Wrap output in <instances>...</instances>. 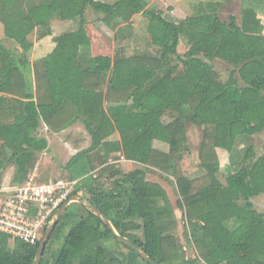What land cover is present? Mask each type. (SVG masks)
I'll return each mask as SVG.
<instances>
[{
  "label": "trees",
  "instance_id": "trees-1",
  "mask_svg": "<svg viewBox=\"0 0 264 264\" xmlns=\"http://www.w3.org/2000/svg\"><path fill=\"white\" fill-rule=\"evenodd\" d=\"M242 2L240 22L205 13L176 24L147 0H0L3 39L13 45L0 42V185L8 166L15 168L13 184H22L33 154L47 149V140L35 136L41 124L60 133L80 122L90 145L63 168L61 180L76 181L68 199L83 193L119 236L157 264H264V214L252 202L264 194V153L255 158L250 144L264 137V35L244 27L245 17L264 13V0ZM87 9L112 31L142 14L157 54L94 55ZM56 18L77 21V29L53 36ZM35 30L37 41L51 38V46L31 63ZM215 61L231 67L225 82ZM167 114L173 119L164 123ZM187 123L203 131L204 175L196 179L181 166ZM219 151L232 163L225 183L216 175ZM120 158L139 166L124 174L109 163ZM145 169L173 178L195 258L184 256L167 192L146 179ZM39 242L0 233V264H34ZM39 264L150 263L89 208L70 203Z\"/></svg>",
  "mask_w": 264,
  "mask_h": 264
},
{
  "label": "rangeland",
  "instance_id": "rangeland-1",
  "mask_svg": "<svg viewBox=\"0 0 264 264\" xmlns=\"http://www.w3.org/2000/svg\"><path fill=\"white\" fill-rule=\"evenodd\" d=\"M101 1L112 2L114 0ZM242 3V0H147L149 7H156L165 19L176 24L181 23L186 18L205 13H218L222 20L227 19L229 15H233L237 19V22H240ZM86 11L88 12L85 14V18L88 20L86 29L90 36L92 53L94 55L108 56L113 59L115 53L120 49L127 57L143 54L155 56L157 54V49L151 45L149 35L147 34L148 19L142 14L133 16L129 26H121L115 31H112L99 21L98 14L93 13L90 9ZM244 20L250 25V27L244 25V27L248 28L249 32H259L264 35V13L258 11L251 17H245ZM77 26V21H61L59 18H56L50 23L53 36L75 31ZM38 30H35L28 38L33 44V49L28 54L31 63L50 51L51 38H45L43 42L37 41L36 35ZM0 42L7 47L13 46L11 42L3 39L1 28ZM184 43V41L181 42L179 48L180 55L185 53ZM213 65L219 80L225 82L231 67L221 61H215ZM34 88H36L35 85ZM172 119L173 117L167 114L162 121L166 123ZM40 131L41 136L48 138L49 145L45 151L33 154L27 166V177L33 178L38 183H46L65 178L64 166L73 155L88 148L90 145V137L80 122H76L66 130L60 132L62 135H58L60 133L53 134L46 126H42ZM185 137L189 150L183 157L181 163L183 173L189 179L200 178L204 175V170L200 167V149L203 131L201 128L187 123ZM66 140L68 141L67 144H65ZM250 144L253 145L255 158L264 153V137L262 135L252 138ZM154 147L160 151H168L167 144L158 141L154 142ZM217 155L218 171L216 175L221 183H225L226 176L232 171V163L227 153L219 151ZM236 161L239 160L236 159ZM109 163L124 174L131 172L139 166L133 163L129 164L122 158L118 161L112 159ZM10 169L7 167L3 171L1 180H11ZM145 171L148 181L158 183L166 190L175 216L174 231L172 234L175 235L179 247L184 251V256L187 259L195 258L196 252L194 247L185 236L186 231H188V225L184 219L182 209L177 205L178 193L173 178L151 169H145ZM166 179H169L170 182H167ZM106 184L108 185V183ZM79 196L86 199L83 193L79 194ZM252 202L255 206L254 208L264 214V194L252 199ZM83 204L84 206L87 205L86 202ZM67 230L64 231L65 234ZM43 234V231H41V238Z\"/></svg>",
  "mask_w": 264,
  "mask_h": 264
},
{
  "label": "built area",
  "instance_id": "built-area-1",
  "mask_svg": "<svg viewBox=\"0 0 264 264\" xmlns=\"http://www.w3.org/2000/svg\"><path fill=\"white\" fill-rule=\"evenodd\" d=\"M75 185L61 179L38 183L31 177L20 185H0V233L36 244Z\"/></svg>",
  "mask_w": 264,
  "mask_h": 264
},
{
  "label": "water",
  "instance_id": "water-1",
  "mask_svg": "<svg viewBox=\"0 0 264 264\" xmlns=\"http://www.w3.org/2000/svg\"><path fill=\"white\" fill-rule=\"evenodd\" d=\"M84 202L87 203V205L85 206L86 208H89L98 218H100L104 224L107 226V228L111 231L112 235L115 237V239L118 242H121L127 246H129L140 258H142L145 262H148L150 264H157L156 262L152 261L149 257H147L146 255H144L133 243H131L128 239L123 238L121 236H119L113 229V227L111 226V224L109 223V221L106 218H103L102 215L100 214V212L94 208L89 202H87V200L82 197V196H72L67 202H64L60 208L56 211L51 223L47 226L40 242H39V246H38V250H37V254L35 257V261L34 264H39L42 254L44 252L45 246L47 241L49 240L50 234L52 233V231L54 230L55 226L57 225L62 213L65 211V209L67 208V206L70 203H81L83 204ZM84 205V204H83Z\"/></svg>",
  "mask_w": 264,
  "mask_h": 264
},
{
  "label": "crops",
  "instance_id": "crops-1",
  "mask_svg": "<svg viewBox=\"0 0 264 264\" xmlns=\"http://www.w3.org/2000/svg\"><path fill=\"white\" fill-rule=\"evenodd\" d=\"M99 1H101V0H99ZM90 11H91V10H90ZM86 13H88V12L86 11L85 14H86ZM93 13H94V12H93ZM98 15H99V14H98ZM100 17H101V16L99 15V16H98V19H100ZM87 21H88V20H87ZM41 125L45 127L44 124H41ZM42 126L39 127V129L37 130L35 136H36V137H42V138H45V139L47 140L48 145H49V140H48V138L45 137V136L43 137V136L40 135V132H41V131H40V128H41ZM46 128H47V127H46ZM52 133H53V132H52ZM53 134H54V133H53ZM58 135H62V134L60 133V134H58ZM87 138H88V137H87ZM88 140H89V138H88ZM67 142H68V141L66 140V141H65V144H67ZM78 144H80V143L78 142ZM77 146H78V145H77ZM47 147H48V146H47ZM88 147H89V146H88ZM81 151H82V150H81ZM124 161H125V160H124ZM127 162H128V161H127ZM128 163L130 164L131 162H128ZM133 164H134V163H133ZM8 168H11V169H10V176H11L12 178H11V180H9V181L6 180V179H5V180L2 179V180H1V185L9 186V187H10V186H14V185H16V184H13V182H12V179H13V176H14V173H15V168H14L13 166H8ZM5 170H6V169H5ZM254 207H255V206H254ZM257 211L260 212L259 210H257ZM260 213H261V212H260Z\"/></svg>",
  "mask_w": 264,
  "mask_h": 264
}]
</instances>
